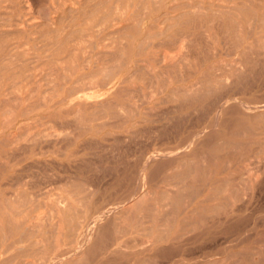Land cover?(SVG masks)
Wrapping results in <instances>:
<instances>
[{"label":"rangeland","instance_id":"374dc122","mask_svg":"<svg viewBox=\"0 0 264 264\" xmlns=\"http://www.w3.org/2000/svg\"><path fill=\"white\" fill-rule=\"evenodd\" d=\"M262 167L264 0H0V264H264Z\"/></svg>","mask_w":264,"mask_h":264},{"label":"bare ground","instance_id":"6f19581e","mask_svg":"<svg viewBox=\"0 0 264 264\" xmlns=\"http://www.w3.org/2000/svg\"><path fill=\"white\" fill-rule=\"evenodd\" d=\"M247 47V46H246ZM249 48V47H248ZM243 51V50H242ZM246 51V50H245ZM247 52V51H246ZM160 61H162L161 59H160ZM239 62V61H238ZM242 63V62H241ZM238 65H241V64H238ZM222 78V77H221ZM221 80V79H220ZM188 90H190V89H188ZM205 156V155H204ZM155 156H152V158H154ZM158 158V157H157ZM145 162H147V161H145ZM217 163V162H216ZM146 164V163H145ZM157 164V163H156ZM160 165V164H159ZM145 166V165H144ZM157 167H160V166H158V164H157ZM263 168V167H262ZM261 168V169H262ZM156 169V168H155ZM258 169H260V168H258ZM264 169V168H263ZM247 170H249V169H247ZM233 173V172H232ZM244 173H245V171H244ZM247 173H248V171H247ZM247 173H245V175H246V178H247V175L249 174H247ZM252 173V172H251ZM250 173V174H251ZM235 174V173H234ZM243 174V173H242ZM257 175V174H256ZM255 176V175H254ZM258 176H259V174H258ZM243 178V177H242ZM263 179V178H262ZM235 180V179H234ZM241 180H243V179H241ZM245 181V180H244ZM254 181V180H253ZM237 182H239V181H237ZM243 182V181H242ZM262 182V181H261ZM244 183V182H243ZM225 184V183H224ZM223 184V185H224ZM239 184V183H238ZM247 184H250V183H247ZM263 185V183H260L259 185ZM242 186H243V184H241ZM259 185H258V187H259ZM251 186V185H250ZM249 186V187H250ZM257 186V185H256ZM221 187V186H220ZM246 187V186H245ZM243 188H244V186H243ZM260 188V187H259ZM245 189V191H246V188H244ZM221 190V189H220ZM220 190H218L217 192V194H219L220 193ZM248 190V189H247ZM232 192H233V190H232ZM228 194V193H227ZM227 194H226V197H227ZM230 195V194H229ZM234 195H235V193H234ZM212 197V196H211ZM216 198L218 197L217 195L215 196ZM223 198H225L224 196H222ZM229 197V196H228ZM234 197V196H233ZM232 197V199H234ZM204 198H208V195H207V197L205 196ZM212 198H214V197H212ZM230 198V197H229ZM222 199V198H221ZM207 200V199H206ZM206 200H204V201H206ZM209 200H211V198H209ZM226 201H228L227 200V198H226ZM231 201H233V200H231ZM232 203V202H231ZM162 204V203H161ZM229 204V203H228ZM228 204H226L225 206H227ZM234 204V203H233ZM159 207H156V208H160L161 206H160V204L158 205ZM233 206V205H232ZM221 207H223V205L221 206ZM221 207H219V208H221ZM200 208H202V207H200ZM218 207H216V208H212V209H217ZM124 209V208H123ZM203 209V208H202ZM158 210V209H157ZM223 211V210H222ZM221 214V213H220ZM215 215V214H214ZM221 216H223V213H222V215ZM205 219V218H204ZM207 219H208V217H207ZM221 219H223V218H221ZM213 220V219H212ZM222 221V220H221ZM218 222V221H217ZM90 225V224H89ZM102 229V228H101ZM104 230H105V227H104ZM100 232H103L102 230H100ZM102 234V233H101ZM162 235V234H161ZM102 236V235H101ZM103 237V236H102ZM156 237V236H155ZM178 238V237H177ZM159 238L157 237V240H155V241H159L160 239H162V237L158 240ZM189 239H191V237H189ZM194 239V238H193ZM100 240V239H99ZM103 240V239H102ZM144 240V239H143ZM147 240V239H146ZM104 241V240H103ZM154 241V240H153ZM99 242V241H98ZM145 242V241H144ZM102 243V242H101ZM100 243V244H101ZM104 243H105V241H104ZM241 243V242H240ZM145 244H146V242H145ZM148 244V243H147ZM141 245H142V243H141ZM144 245V244H143ZM101 246H102V244H101ZM150 246V245H149ZM143 247H145V246H142V250H143ZM141 248V247H140ZM156 249V248H155ZM158 249V248H157ZM141 250V251H142ZM160 250V249H159ZM115 251V250H114ZM117 251V250H116ZM260 251V250H259ZM117 253V255L119 256V255H122V253L120 254L119 253V251L118 252H115V254ZM119 253V254H118ZM155 253V252H154ZM154 253H152V254H154ZM159 254L161 253V252H158ZM112 254V253H111ZM112 255H114V253L112 254ZM147 255V254H146ZM157 255V254H156ZM124 256V255H123ZM158 256V255H157ZM115 257H116V255H114V257H113V259L115 260ZM120 258V257H119ZM122 258V257H121ZM117 261V260H116Z\"/></svg>","mask_w":264,"mask_h":264}]
</instances>
